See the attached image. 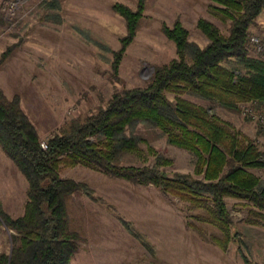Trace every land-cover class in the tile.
I'll list each match as a JSON object with an SVG mask.
<instances>
[{
    "label": "trees",
    "instance_id": "trees-1",
    "mask_svg": "<svg viewBox=\"0 0 264 264\" xmlns=\"http://www.w3.org/2000/svg\"><path fill=\"white\" fill-rule=\"evenodd\" d=\"M209 10L228 22L223 34L212 22L199 18L198 29L207 43L201 47L189 40V32L176 20L162 25L167 40L173 42L176 57L155 67L144 86L112 94L105 107L84 120L64 124L45 140L20 105L19 96L8 99L0 89V148L27 182L23 215L11 218L0 206V223L12 231L11 250L0 254V264H70L78 250V234L70 229L67 201L81 193L95 203H103L81 182L62 178L65 168L83 166L105 175L142 186L151 185L161 193L187 203L195 216L222 233L216 243L225 251L230 241L244 264L251 261L240 233H232L227 199L251 206L248 222L264 229V180L249 172L264 169V153L254 139L220 119L215 108L238 112L239 105H264V59L249 54L250 27L264 11V0H211ZM145 0H137L135 11L115 3L112 11L124 19L126 36L114 51L93 32L71 25L74 35L95 47L97 58L110 64L117 76L123 54L132 43ZM41 19L51 25L63 23L60 0H42ZM3 53L0 64L7 57ZM111 55V57H109ZM174 97L171 101L167 95ZM206 102L198 106L183 97ZM159 131L167 145L187 152L193 175L168 172L173 160L154 150L138 135L137 127ZM147 145L152 165L121 164L124 153H138ZM124 230L151 257L155 247L135 226L116 214Z\"/></svg>",
    "mask_w": 264,
    "mask_h": 264
},
{
    "label": "rangeland",
    "instance_id": "rangeland-1",
    "mask_svg": "<svg viewBox=\"0 0 264 264\" xmlns=\"http://www.w3.org/2000/svg\"><path fill=\"white\" fill-rule=\"evenodd\" d=\"M41 1L0 0V59L3 53L8 54L0 64V89L8 99L19 96L21 108L41 142L64 124L82 121L105 107L114 92L144 86L155 67L175 58V46L164 36L162 25L171 27L180 20L189 32V40L203 47L207 40L195 26L199 18L212 22L225 35L229 24L212 15L211 0H145L136 35L114 77L112 66L99 60L95 47L74 35L71 25L90 30L118 51L126 27L124 19L111 7L120 3L135 11L137 0H60L61 25L41 19ZM263 19L264 11L250 27V37L264 38ZM249 54L257 57L251 47ZM167 97L174 100L170 94ZM183 98L209 107L206 102ZM242 105L238 112L218 107L214 112L235 130L254 139L263 152L264 131L242 115ZM254 110L264 111V105ZM136 133L154 150L173 160L172 166L164 170L193 175L189 154L167 145L159 131L139 125ZM147 147L141 144L138 153L122 154L121 164L152 165L153 157ZM2 154L10 160L0 148V206L11 218H18L23 215L27 182L14 164L7 167L1 162ZM249 172L264 180V169ZM60 175L86 184L103 202L95 203L81 193L68 199L70 229L79 236L78 250L70 264H244L237 242L230 241L224 251L215 240L222 237L221 231L195 217L203 212L190 210L187 203L151 185L133 184L83 166L62 169ZM226 203L231 231L240 233L247 246L245 255L251 264H264V229L248 222L252 218L251 206L233 199ZM116 214L146 236L155 247L154 257L124 230ZM12 234L0 223V254L11 250Z\"/></svg>",
    "mask_w": 264,
    "mask_h": 264
},
{
    "label": "built area",
    "instance_id": "built-area-1",
    "mask_svg": "<svg viewBox=\"0 0 264 264\" xmlns=\"http://www.w3.org/2000/svg\"><path fill=\"white\" fill-rule=\"evenodd\" d=\"M11 6L13 7L14 5ZM249 44L255 56H259L260 58L264 59V38H261L258 35H253L249 38ZM256 107L259 108V105H257L256 103L243 104L242 115L254 120L258 127H260L264 131V111H255L254 109H256ZM41 147L43 149L46 148L45 142H41Z\"/></svg>",
    "mask_w": 264,
    "mask_h": 264
},
{
    "label": "crops",
    "instance_id": "crops-1",
    "mask_svg": "<svg viewBox=\"0 0 264 264\" xmlns=\"http://www.w3.org/2000/svg\"><path fill=\"white\" fill-rule=\"evenodd\" d=\"M263 21H264V19H263ZM2 156H3V154H2ZM1 162H3L7 167L8 166H13L14 167L13 163L10 160H8L7 158H5L4 156L2 157V161Z\"/></svg>",
    "mask_w": 264,
    "mask_h": 264
}]
</instances>
